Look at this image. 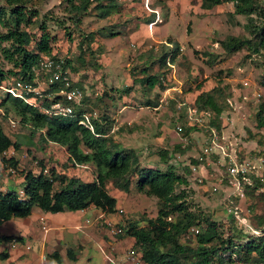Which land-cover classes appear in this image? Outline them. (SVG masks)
Listing matches in <instances>:
<instances>
[{
	"label": "rangeland",
	"instance_id": "rangeland-1",
	"mask_svg": "<svg viewBox=\"0 0 264 264\" xmlns=\"http://www.w3.org/2000/svg\"><path fill=\"white\" fill-rule=\"evenodd\" d=\"M201 1L122 0V9L119 13L109 20L86 17L84 28L86 32L97 31L102 26L112 23L123 31V35L113 38L98 36L95 42L87 44L82 42L80 32L71 21L66 20L67 29L58 24L67 17L64 0H34V8L39 10L41 17L47 16L49 29L57 38L54 43V54L64 58L65 61L66 59L71 61L72 67L69 68L74 80L83 89L84 98L87 97L88 107L97 110L100 115L104 113L105 108L111 111V115L117 121L116 126L124 128L122 132L117 131L116 140L124 147L135 148L141 155L142 164L165 169L167 164L161 162L158 149L168 148L170 163L175 164L181 174H183V165L191 169L195 166L191 163V159L201 156L206 134L205 130H194L189 137L178 133L176 127L181 122L180 118L184 116V120L187 114L184 111L182 116L179 115L177 101L172 100H175V97L177 100L178 97H184L188 102H193L198 94L199 84L202 85L203 91L213 89L217 85L225 87L223 92L225 110L221 117L224 142L244 156L264 148V141L262 144L258 142L264 139V128L260 129L256 122L259 104L264 101V90L259 85V78L264 73V50L252 53L245 47L237 52L228 53L221 45V41L229 35L249 37L246 24L250 17L234 14V6L230 2L206 10L201 7ZM261 2L264 4V0ZM150 10L158 11L163 20L152 28L148 20L151 18L154 20L155 15ZM253 19L256 23H263V18L257 14L253 15ZM30 30L37 34L39 31L35 26ZM168 41L177 42L181 47L174 64L175 71L168 74L165 83L173 86L171 96L174 99L172 97V100L169 99L159 109L147 108L146 100L155 98L159 88L156 86L150 91L138 82L145 75L142 73V68L149 66L152 73L162 71L157 60L161 44H169ZM209 58H213L210 63H208ZM0 61L3 62L1 54ZM4 63L8 68L7 62ZM246 81L248 84L244 85ZM127 86H133L132 92L122 93ZM0 98H3V93H0ZM229 99L232 104L229 103ZM126 105L128 107L124 109ZM137 105L143 106L144 109L137 108ZM10 117L19 120L12 109ZM204 117L206 123L207 116ZM3 126L10 137L22 142V148L15 150V153L10 149L7 157L19 159L18 174L8 180L3 179L8 186L13 185V189L21 194H23L24 173L29 170L39 173L42 166L49 172L56 170L68 176H79L86 182L95 178L92 164L82 167L71 166L66 150L62 146L51 143L46 149L39 147L41 146L39 136H32L29 127L16 128L5 120ZM180 144L181 147L176 148ZM213 168V165L209 166V171ZM4 170L6 171V166L0 158V173L5 174ZM196 173L193 171L192 176H188L190 182L186 188L190 194V202L206 213L212 215L214 213V216L221 219L226 227H230L231 221L235 218L224 210L231 190L226 185H220L219 191L213 192L210 187L212 181L199 183L197 181L199 176ZM8 186L4 189L8 190ZM108 190L118 200L117 212L110 215L112 222L116 223L119 220L116 225H122L127 229L130 222H138L139 226H145L147 218L158 215L157 198L139 193L135 185L129 193L115 188L111 183L108 184ZM237 199L243 209V218L242 223L235 220L239 228L247 231L254 227V216L264 212V194L255 192L251 196L245 193ZM120 209L123 212H120ZM96 212L98 213L96 209L90 210L88 217L92 216L93 219ZM75 218L72 217L77 221L78 219ZM21 220L23 219L14 218L1 223L0 235H20L23 225ZM96 232L100 234L99 242L96 240L97 236L87 238L81 242L82 248L77 249L78 258L71 260L65 255L66 261H62V264H107V257L116 260L117 264H132L128 259L132 250L137 256H141V252L134 247L132 237L127 236V240L121 243L115 241L116 239L106 238L104 235L108 230L105 228L99 227ZM110 239L115 242L113 245H109ZM40 242L39 239L29 242L31 254L40 252ZM10 248L14 249L10 241L1 242L0 254L6 250L10 251ZM31 254L26 258H32ZM38 254L42 256L41 252ZM17 255L13 254L11 258H3L0 255V264H13V262L38 264L37 259L33 258L31 262L29 259L21 261ZM47 259L44 264L56 263L53 258L48 257V253ZM39 260L41 261L40 258ZM114 261L109 262L115 264Z\"/></svg>",
	"mask_w": 264,
	"mask_h": 264
},
{
	"label": "trees",
	"instance_id": "trees-1",
	"mask_svg": "<svg viewBox=\"0 0 264 264\" xmlns=\"http://www.w3.org/2000/svg\"><path fill=\"white\" fill-rule=\"evenodd\" d=\"M121 1L64 0L67 17L58 21V24L67 29L66 20L71 21L80 32L82 42L87 44L95 42L98 36L113 38L123 35V31L112 23L97 31L86 32L84 28L86 17L109 20L119 13L122 9ZM228 2L233 4L234 14L250 17L246 24L249 37L229 35L221 41L222 48L228 53L245 47L252 53L264 50V4L261 0H202L201 7L211 10ZM34 5V0H0V54L3 57V62L0 61V85L9 78L23 79L36 85L33 81L34 71L40 59L43 56L58 57L54 54L57 38L49 29L47 16L41 17ZM254 14L263 18L262 24L254 21ZM152 21L153 18L149 19L148 23ZM32 26L38 28V34L30 30ZM68 35L70 36V32ZM168 43L161 44L158 55L157 63L162 71L152 73L150 67L145 66L142 68L145 75L138 81L150 91L156 86L159 88L155 98L146 100L145 105L149 107H158L163 91L171 86L166 85L163 79H167L172 71L168 61L175 64L181 47L177 42ZM5 61L9 65L8 68L5 67ZM212 61L213 58L208 59V63ZM65 65L72 67L69 59H66ZM259 85L264 90V73L259 78ZM197 88L198 94L193 102H188L184 97H178L179 100L175 97V100H172L177 101L179 115L182 116L188 107L209 111L213 114L210 124L221 132L223 124L220 116L225 110V87L217 85L213 89L203 91L202 85L199 84ZM132 90L133 86H127L122 93L130 94ZM56 92L57 87L51 86L45 90V98L40 106H35L22 98L5 94L0 89V93H3V98H0L1 161L19 167L18 158L7 159L2 155L6 150L22 148L21 140L13 139L4 130L3 120L11 122L12 109L19 118L16 128L29 127L32 136H39V147L42 149H46L51 143L62 146L73 167L92 164L95 178L86 182L79 176H68L56 170L46 172L47 169L43 166L39 173L29 170L24 173L23 194L13 189V185H9L6 191L0 189V224L14 218L28 217L34 207H39L45 212L59 213L85 210L94 205L100 212L113 215L118 210V200L109 192L108 184L111 183L115 188L127 193L131 192L135 185L139 193L157 198L158 215L147 218L145 226L130 222L125 229L119 225L124 229V234L120 236L133 238L134 247L141 252V258L146 264H264V212L254 216V227L247 231L237 226V219H233L230 227H226L214 213H206L190 202L186 187L190 182L192 169L183 165L181 174L175 164L170 163L168 148L158 149L161 162L167 164L165 169L142 164L141 155L135 148L124 147L116 140L117 131L122 132L124 128L120 126L113 130L116 120L108 108H105L102 115L92 118L93 129L80 123L84 113L91 114L94 111L88 107L87 97L75 106L72 115L48 113L54 104L62 102V97ZM183 117L179 122L183 125V135L189 137L194 130L204 131L198 124L189 125L187 117L185 116L184 120ZM256 120L257 126L264 128V101L259 104ZM262 139L258 141L260 144L264 141ZM179 147L181 144L176 146ZM191 163L197 162L192 158ZM255 192V189L248 188L246 194L252 196ZM238 201L236 198L235 202ZM193 229H198L199 232L194 233ZM14 238L20 242L22 240L21 237L0 235V243L12 242ZM0 255L7 258L8 252L4 251ZM66 255L71 260L77 258L71 248L66 250ZM50 257L62 264L58 251L51 253Z\"/></svg>",
	"mask_w": 264,
	"mask_h": 264
},
{
	"label": "built area",
	"instance_id": "built-area-1",
	"mask_svg": "<svg viewBox=\"0 0 264 264\" xmlns=\"http://www.w3.org/2000/svg\"><path fill=\"white\" fill-rule=\"evenodd\" d=\"M150 11L155 13L154 21L149 24L152 28L154 25L162 23L163 20L158 11ZM168 65L171 67V72L174 73L175 65L171 64L170 61H168ZM34 72L35 78L33 81L36 85L23 79L9 78L0 85V89L5 94L22 98L32 105L40 106L45 98V90H48L51 86H56V94L62 97V102L54 104L52 110H48L47 112L62 116L72 115L75 106L82 103L85 94L83 89L74 80L71 69L65 65V59L62 57L43 56ZM166 81V78H164L163 82L166 83ZM247 84V81L244 82V85ZM173 89V86H170L163 91L162 97L160 98V104L155 109H159L169 99L172 100L173 96H171V91ZM96 95H98V93ZM33 99H39V101H34ZM228 101L232 104L230 99ZM137 108L143 109V107L138 105ZM186 114L188 124H198L205 130L206 134L202 154L199 158L195 159L197 163L193 164L195 166H193L192 172H197L196 174L199 176L197 181L199 183L203 184L206 181H212L210 187L213 192H218V186L220 185H226L227 188L231 190L226 210L230 216L237 219L239 223H242L243 209L235 202V199L245 195L248 188L255 189L256 192L264 194V148L257 150L254 154H246V156L238 154L232 149L230 144L224 142V136L222 133L210 124L211 112L199 111L196 107H188ZM98 116L99 112L97 110H94L91 114L84 113L80 123L93 129L92 118H97ZM204 116H207L206 123L204 122ZM221 117L222 115L220 118ZM10 121L14 127L18 123L17 120L11 119ZM116 129H118V127L115 124L113 130ZM176 129L177 132L181 134L183 131V125L178 123ZM8 151L9 150H6L2 154L6 158L9 157ZM12 151L15 153L14 149ZM2 163L6 166V171L4 170L5 174L0 173V189L6 191L4 188L8 185L3 179L7 178L8 180L15 177L18 174L19 169L12 166L9 162ZM211 165H213L214 168L209 171V166ZM45 171L47 172V170ZM1 182L4 184L2 185ZM88 208L94 209L96 207L90 205ZM120 212H123V210L120 209ZM96 220L98 221V227L107 229L111 235L117 236L124 234V229L112 222L105 212L101 211ZM40 222L44 232H48L50 226L46 219L41 218ZM193 232L198 233L199 230L193 229ZM255 232L257 233V231ZM11 245L14 249L18 248L20 245H23L26 250L31 249L29 244H23L16 238L12 240ZM41 254V258L46 260V251H42ZM106 259L113 262V259L110 257H107ZM128 259L132 264H146L141 256H137L134 250L130 252Z\"/></svg>",
	"mask_w": 264,
	"mask_h": 264
},
{
	"label": "crops",
	"instance_id": "crops-1",
	"mask_svg": "<svg viewBox=\"0 0 264 264\" xmlns=\"http://www.w3.org/2000/svg\"><path fill=\"white\" fill-rule=\"evenodd\" d=\"M126 107L128 106L126 105L123 108L125 109ZM19 181L21 182V179ZM90 210H92V208H87L85 210H78V211H64L59 213H52V212H45L39 207H34L32 214L30 216L25 218H18V219H23L21 220L23 224L22 231L20 235L18 236L14 235V236L21 237L22 238L21 243L23 244H29L30 241H34L37 239L41 240L40 242L41 246L39 248L40 252L46 251L48 253V257L50 258L51 253L58 251L60 253L62 261L65 262L66 261L65 255L67 249L69 248L73 249L75 251V254L78 256L77 249L82 248L81 242H84L85 240H87V238L94 236H97L96 240L98 242L100 241L98 237V235L100 234L96 232V230L99 229L96 222L97 221L96 218H98V216L100 215V210L96 209L98 210V213L96 212V215L95 217H93V219H91L92 216L88 217ZM107 216L110 218V215ZM72 217H76L78 220L74 221ZM41 218H45L48 225L50 226V230L46 233L42 229V225L40 222ZM116 223H119V220L116 221ZM104 236L108 239L109 238L116 239L115 241H120L121 243L127 240L126 239L127 236H123V237H121L120 235L112 236L108 232H105ZM82 238L83 241H81ZM111 239L109 240L110 243L109 245H113L115 243ZM29 250H26L23 247V245L18 246V248L16 249H11L10 251L6 250L8 252L7 258H11L13 254H18L17 257H19L21 261L24 259L27 260L29 259L30 261L33 258L37 259L38 264H44L45 263L44 261H48V259L43 260L40 257V254H38L40 252H36V253L33 252L31 254ZM29 254H31L32 258H26L27 255ZM39 258L41 259V261L39 260ZM106 262L107 264H112L108 260ZM114 263L117 264L116 260L114 261ZM13 264L16 263L13 262ZM30 264H32V262ZM52 264H58V263L56 262Z\"/></svg>",
	"mask_w": 264,
	"mask_h": 264
},
{
	"label": "clouds",
	"instance_id": "clouds-1",
	"mask_svg": "<svg viewBox=\"0 0 264 264\" xmlns=\"http://www.w3.org/2000/svg\"><path fill=\"white\" fill-rule=\"evenodd\" d=\"M153 14H155V13H153ZM154 19H155V18H154ZM153 21H154V20H153ZM153 21H152V22H153ZM149 24H150V23H149ZM167 78H168V77H167ZM147 107H149V106H147ZM149 108H150V107H149Z\"/></svg>",
	"mask_w": 264,
	"mask_h": 264
}]
</instances>
